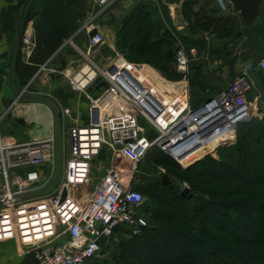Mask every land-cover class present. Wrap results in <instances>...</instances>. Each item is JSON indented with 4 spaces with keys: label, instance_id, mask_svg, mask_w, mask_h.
Segmentation results:
<instances>
[{
    "label": "built area",
    "instance_id": "built-area-1",
    "mask_svg": "<svg viewBox=\"0 0 264 264\" xmlns=\"http://www.w3.org/2000/svg\"><path fill=\"white\" fill-rule=\"evenodd\" d=\"M118 1L91 0L94 8L80 28H94L97 17ZM218 3L222 9L227 7L223 0ZM87 39L88 50L103 41L102 33L96 30ZM22 40L28 42L25 37ZM174 50L175 69L180 74L176 80L160 79L155 73L157 77L151 78L144 65L126 61L116 50L112 60L99 66L87 57L92 73H80L81 78L69 79L70 84L83 89L100 78L104 86L96 96L83 91L92 105V122L78 124L70 119L64 140L60 136V149L63 144L66 148L60 178L48 190L32 197L14 196L44 185L54 173V134L16 142L0 138V174L4 180L0 240L11 237L27 245L33 253L31 264H83L98 254L99 239L109 236L114 228L127 224L136 232L146 223L138 213L143 194L132 185H123L119 168L110 163L97 182L88 181L92 161L101 147L108 149L111 162L116 155L125 158L131 173L152 145L185 166L211 155L217 144L234 140L235 124L248 118L255 106L246 96L251 87L248 71L255 65L264 68V58L255 64L243 63L222 89L190 106L184 44L177 42ZM60 111L70 113L67 107ZM45 164L50 172L41 174L38 167ZM33 180L38 184L31 185ZM182 186L187 187L185 181ZM63 187L65 193L60 199Z\"/></svg>",
    "mask_w": 264,
    "mask_h": 264
},
{
    "label": "crops",
    "instance_id": "crops-1",
    "mask_svg": "<svg viewBox=\"0 0 264 264\" xmlns=\"http://www.w3.org/2000/svg\"><path fill=\"white\" fill-rule=\"evenodd\" d=\"M23 1L0 0V138L15 142L42 138L50 133L54 134L55 130L52 111L44 101L32 97L16 96L8 84L10 52L15 38L18 10ZM145 3L157 8L152 34L164 28L172 31L176 39L174 42L177 44L180 41L184 44L190 73L194 74V71L198 69L197 78L199 80L194 79L190 86L187 80L189 99V90H193L194 96L199 99L197 104L222 89L243 63L253 62L255 64L257 59L264 57V0L259 2V13L251 24L243 23L240 14L233 11L228 0H223L227 6L224 9L221 8L218 0H119L109 9L116 21L106 23L107 12H105L101 13L93 23L94 28L102 33L103 38L102 42L93 46L99 47L100 51L96 53H100L105 59L101 64L108 63L117 52H120L115 46L114 33L117 25L126 14L137 12ZM93 8L91 0H29L22 12L19 44L13 67V84L17 90L23 92L44 93L59 110L62 107L68 108L69 115L61 113L60 136L63 139L67 124L72 117L78 124H86L92 122L93 119L90 115L92 105L83 94L86 87H83L85 89L75 88L69 82L71 78L79 80L80 73L89 72L91 74L92 69L87 63L81 64L80 69L73 74L71 72V77L68 81L65 80L81 57L88 60L89 54L97 55L95 50L85 49L88 42L87 31L80 28L81 23L90 15ZM200 16L226 17L231 21L232 29L224 34L212 27L199 26L194 20ZM23 37L28 40L27 43L22 40ZM188 47H192L193 50ZM105 49L113 52L111 58L104 56L103 50ZM72 50L76 52L73 53ZM79 56L81 57L78 59ZM124 59L144 65L151 78L155 79L154 75L159 73L145 62H134L125 57ZM63 60L64 67L60 69ZM171 63L175 67L174 59ZM258 68L261 67L255 65L248 71L250 79ZM92 82L87 85L95 87ZM94 91L97 92L98 89ZM255 108L251 115H260L255 112ZM155 148L158 150L157 147ZM99 152L92 161V163H98L97 174L91 177L88 173V181L97 182L98 177L111 163L123 172L121 175L123 185L135 184L134 172L128 171L125 158L116 155L111 162L108 149L101 147ZM158 153L150 157L144 156L142 163L145 160L148 164L143 165L150 167L153 164V167L160 168L161 165L155 161ZM211 156L218 157L216 151ZM187 165L182 167H187ZM38 168L41 174L50 172L46 164ZM146 176H148L145 177L146 180L152 179L149 172ZM3 182L0 174V194L4 191ZM131 234H133L132 229L126 224L114 228L109 236L99 239L98 254L91 256L83 264H89V261L90 264H112L111 257L119 254L122 245ZM108 243L112 244L109 250L107 249ZM32 262L33 253L27 245L18 243L11 237L0 240V264H31Z\"/></svg>",
    "mask_w": 264,
    "mask_h": 264
},
{
    "label": "trees",
    "instance_id": "trees-1",
    "mask_svg": "<svg viewBox=\"0 0 264 264\" xmlns=\"http://www.w3.org/2000/svg\"><path fill=\"white\" fill-rule=\"evenodd\" d=\"M153 7L145 3L125 15L115 28V46L126 59L145 62L166 79L179 78L171 63L170 30L152 34ZM194 22L224 34L232 29L226 17L200 16ZM198 74L188 67L189 86ZM255 75L256 90L250 87L246 96L260 99L261 114L235 124L230 161L205 154L182 167L158 148L156 163L177 181L152 178L132 185L143 194L146 223L111 257L112 264H264V68ZM181 181L188 185V197L178 192Z\"/></svg>",
    "mask_w": 264,
    "mask_h": 264
},
{
    "label": "water",
    "instance_id": "water-1",
    "mask_svg": "<svg viewBox=\"0 0 264 264\" xmlns=\"http://www.w3.org/2000/svg\"><path fill=\"white\" fill-rule=\"evenodd\" d=\"M29 0H24L21 4V6L19 7L18 10V16H17V20H16V31H15V38H14V42L11 48V52H10V64H9V68H8V84L12 90L13 93H18V96L22 97V98H37L39 100H41L42 102L44 101L48 107L50 108V111H52V115H53V122L55 125V130H54V139H55V153H56V163H55V171L54 173L46 180V183L44 185L41 186H35L32 187V189H29L27 191L18 193V195H16L15 197L18 198H24L27 196H32L35 195L43 190H45L47 187H49L52 183H54L56 181V179L60 176V172H61V163H62V153L60 152V133H61V111L59 110V108L56 107V105L53 103V101L47 97L44 93H38V92H21L20 90H17L13 84V79H14V75H13V67H14V62H15V57H16V51H17V47L19 44V37H20V21L22 19L23 16V10L24 7L26 5V3ZM261 0H228V2L231 4L233 11H237L240 14V19H242L244 24H251L253 22V20L256 18V16L259 13V2ZM111 21H116L115 16L112 14L111 11H107V18L105 19L106 23H111ZM96 29L95 28H91L87 31V36H91L95 33ZM72 52H76V50H72ZM64 67V60L61 62L60 65V69H62ZM96 79L93 80L92 83L95 82ZM98 81H100V87L99 89L102 87V85L104 86V81H102L100 78H97ZM93 88V87H92ZM96 89V85L94 87V90ZM98 89V91H99ZM85 91L93 96H96V93H91L88 90V87L85 89ZM255 112L261 114V110H262V105L260 102L259 98L255 99ZM224 142H222V144H217L215 149L219 146V145H224ZM159 180L161 183H167L170 182V178L168 177L167 173H165L164 171H162L159 175ZM38 182L36 180H33L31 182V185H37ZM179 194L181 196H186L188 197L191 192L188 191V188L186 186H182L179 189ZM65 193V189L64 187L61 189L60 192V199L63 197ZM2 204V200L0 199V205Z\"/></svg>",
    "mask_w": 264,
    "mask_h": 264
},
{
    "label": "rangeland",
    "instance_id": "rangeland-1",
    "mask_svg": "<svg viewBox=\"0 0 264 264\" xmlns=\"http://www.w3.org/2000/svg\"><path fill=\"white\" fill-rule=\"evenodd\" d=\"M156 7L154 6L153 7V9L151 10L152 12V14H151V17H152V21L154 20V17H155V14H157V11H156ZM158 16V15H157ZM164 29H167L168 30V28H164ZM169 31V30H168ZM170 34H171V36L173 37V39L176 41V39H175V37L172 35V31H170L169 32ZM175 42L173 41V47L175 46ZM90 51L91 50H95V53L96 52H98V51H100V49H99V47H93V46H90V49H89ZM110 51V50H109ZM107 49H105V50H103V54H104V56L105 57H109V58H111L112 57V55H113V52H109ZM97 55H93L92 53L91 54H89L90 55V57H89V59L93 62V63H95V64H97L98 66L99 65H101V63H103L104 62V57H101V54L100 53H96ZM81 56H79L78 57V59L80 58ZM264 58V57H263ZM84 63H88V65H91V62L89 61V60H87L86 58H80L79 60H78V62H76V64L72 67V69L70 70V73H69V75H68V78H66L65 80H67L68 81V79L71 77V72L73 73V72H75V71H78L79 69H80V65L81 64H84ZM159 74V73H158ZM157 75V74H156ZM155 76V75H154ZM157 76H155V78H156ZM159 78L160 79H163L164 77L163 76H161L160 74H159ZM256 82H257V76L254 74L253 76H252V79H251V89L253 88L254 90H256ZM93 84H95V85H97L98 86V88H99V86H100V81H98L97 79L95 80V82L93 83ZM70 85V84H69ZM87 86H89V85H86L85 87L87 88ZM90 88V87H89ZM83 89H85V88H83ZM252 89V90H253ZM189 92L192 94V95H190V97L193 99V100H197L196 99V96H194V94H195V92H193V90H189ZM194 96V97H193ZM251 101H252V104L253 103H255V98H253V99H251ZM197 102L198 101H194V102H192V100L190 101V99H189V105L190 106H194V105H196L197 104ZM255 107V106H254ZM254 113V112H253ZM61 139H63L62 137H61ZM64 140V139H63ZM62 142V141H61ZM229 143H231V142H229ZM229 143H227V144H224V145H219L217 148H216V154L218 155V156H220V158L221 159H223V160H225V161H230V158H229V153L231 152V148L228 146L229 145ZM66 151V148H65V144H63L62 145V149H60V152L62 153V156L64 155V152ZM158 152H160L159 150H157L156 148H155V146L154 145H152V146H150L149 148H147V152L145 153V155L144 156H148V157H150L152 154H157ZM162 153V152H161ZM143 156V157H144ZM143 157H142V159H143ZM170 157V156H169ZM171 158V157H170ZM142 159H141V161L139 162V165H138V168H137V171H135L134 172V175H133V179H134V183L138 186V187H140L141 186V183H142V181L144 180H146V178L145 177H148V176H146V174L149 172V174H150V176H152V178H154L155 180H159V175H160V173L162 172V171H164V166L162 165V164H160L161 166H162V168H161V166H160V168L157 166V167H153V164L149 167V166H147V165H143V164H145V163H147L148 164V161H146L145 162V160H144V162L142 163ZM95 162V161H94ZM98 163L96 162V163H92L91 164V170L89 171V176H91V177H93L94 175H96L97 174V168H98ZM141 165V166H140ZM143 166V167H142ZM143 168H144V170H143ZM55 170V169H54ZM169 177L170 178H172V180L174 181H177V178H175V176L173 175V176H171V175H169ZM59 178H60V176L56 179V181L54 182V183H52L48 188H46V190H48L49 188H51V187H53V186H55V184H57L58 183V180H59ZM144 181H143V183H144ZM186 182V181H185ZM187 184V183H186ZM188 186V185H187ZM180 187H182V182L180 183ZM135 188H137V187H135ZM138 189V188H137ZM45 190V191H46ZM138 213L140 214V215H142L143 216V218L144 219H146V215H147V211H146V207H145V205H144V203H142L141 205H140V208L138 209ZM127 225V224H126ZM128 226V225H127ZM112 246V244L111 243H108L107 244V249L109 250L110 249V247ZM107 257V256H106ZM89 264H90V261H89Z\"/></svg>",
    "mask_w": 264,
    "mask_h": 264
},
{
    "label": "bare ground",
    "instance_id": "bare-ground-1",
    "mask_svg": "<svg viewBox=\"0 0 264 264\" xmlns=\"http://www.w3.org/2000/svg\"><path fill=\"white\" fill-rule=\"evenodd\" d=\"M204 150H201L199 153H201V152H203ZM182 161V163L184 162V160H181Z\"/></svg>",
    "mask_w": 264,
    "mask_h": 264
}]
</instances>
